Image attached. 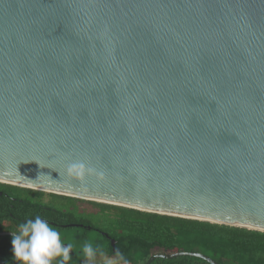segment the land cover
I'll list each match as a JSON object with an SVG mask.
<instances>
[{
    "label": "water",
    "instance_id": "water-1",
    "mask_svg": "<svg viewBox=\"0 0 264 264\" xmlns=\"http://www.w3.org/2000/svg\"><path fill=\"white\" fill-rule=\"evenodd\" d=\"M0 182L264 230V0H0Z\"/></svg>",
    "mask_w": 264,
    "mask_h": 264
},
{
    "label": "trees",
    "instance_id": "trees-1",
    "mask_svg": "<svg viewBox=\"0 0 264 264\" xmlns=\"http://www.w3.org/2000/svg\"><path fill=\"white\" fill-rule=\"evenodd\" d=\"M0 191V231L16 230V216L81 218L109 232L117 240L120 259L126 263L145 264L158 252L192 251L220 264H264V230L144 211L5 182H0ZM90 215L103 216L107 225L93 221ZM85 232L88 235L85 243H92L102 253L112 252L111 244L102 235V239H95L89 230ZM12 236L0 235V259L4 264H20L14 258ZM151 264L213 263L188 254L157 257Z\"/></svg>",
    "mask_w": 264,
    "mask_h": 264
},
{
    "label": "clouds",
    "instance_id": "clouds-1",
    "mask_svg": "<svg viewBox=\"0 0 264 264\" xmlns=\"http://www.w3.org/2000/svg\"><path fill=\"white\" fill-rule=\"evenodd\" d=\"M12 236L14 258L20 264H68L73 245L62 239L60 231L39 215L19 225ZM81 251L94 264L96 256L103 255L92 243L86 242ZM105 264H114L106 261Z\"/></svg>",
    "mask_w": 264,
    "mask_h": 264
},
{
    "label": "flooded vegetation",
    "instance_id": "flooded-vegetation-1",
    "mask_svg": "<svg viewBox=\"0 0 264 264\" xmlns=\"http://www.w3.org/2000/svg\"><path fill=\"white\" fill-rule=\"evenodd\" d=\"M22 211L23 209L19 210V213L22 214ZM40 217L42 219L47 220L50 225L56 227L62 234V239L66 243H71L73 245V251L71 253L72 258L68 262V264H92V262L84 258L83 253L81 251V247L85 243L86 237L88 236L85 230L98 232L106 240L109 241L111 246H112V241L115 240L116 247H117V240L109 232L101 229L100 227H96V226H93L92 224H88L82 221L81 218L69 220L70 218L68 217L67 219L63 218L62 220L61 219L54 220V219H50L44 216H40ZM29 219L34 220L35 217L32 218V217L16 216L15 223H14V227L16 230H8V231H0V232H16L19 228V225L22 223H25ZM118 254H119V250L117 252H114V249L112 246V252H106V253H103V255L98 254L96 256L94 264H105L106 261H113L114 264H130V263H126L125 261H122ZM0 260L2 261V264H4V261L2 259Z\"/></svg>",
    "mask_w": 264,
    "mask_h": 264
},
{
    "label": "rangeland",
    "instance_id": "rangeland-1",
    "mask_svg": "<svg viewBox=\"0 0 264 264\" xmlns=\"http://www.w3.org/2000/svg\"><path fill=\"white\" fill-rule=\"evenodd\" d=\"M90 217L93 219V221L98 222L101 225H104L105 226V225H107L106 223H108V222L105 221V218L103 216H100V215H94V216H92V215H90ZM89 235L91 237L95 238V239H102L101 235L98 232H96V231H89Z\"/></svg>",
    "mask_w": 264,
    "mask_h": 264
}]
</instances>
